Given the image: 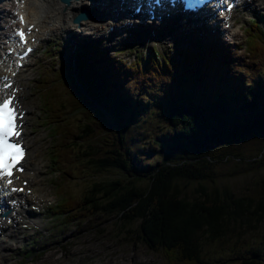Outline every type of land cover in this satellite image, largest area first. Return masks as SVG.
<instances>
[{"label": "trees", "instance_id": "trees-1", "mask_svg": "<svg viewBox=\"0 0 264 264\" xmlns=\"http://www.w3.org/2000/svg\"><path fill=\"white\" fill-rule=\"evenodd\" d=\"M251 32H248L247 49L255 52L257 42L264 43V30L260 34ZM185 56L186 59L179 61L156 52L142 64V69L137 67L138 72L145 73L140 80L146 84L150 76L171 83L164 87L165 94L139 89L143 90L142 96L148 104L136 102L140 110L130 111L138 113L140 119L129 118L128 125L118 129L108 125L96 108L95 101L100 100V95L90 100L82 96L74 81V88L65 84L64 98H57L61 117L78 116L83 120L89 119L87 113L92 114L96 143L94 151L87 156L85 133L81 128L76 133V129L65 125L70 146L64 147L69 155L67 173H71L74 164L83 166L89 157L92 160L87 164L97 176L119 178L94 182L82 200L64 198L52 213L59 215L61 224L76 219L83 221L79 215L83 212L93 218L114 219L111 226L117 231L116 238L126 240L131 235L134 244L146 246L155 255L162 253L165 264H225L226 261L261 264L264 238L256 243L251 260L243 255L247 248L243 238L258 232L257 224H264V203L248 194L234 192L223 176L226 173L217 166L234 168V163L242 159L240 154L245 155L242 146L246 143L261 142L262 146L258 152L249 154L250 164L259 163L264 157V139L257 138L258 128L264 127V120H260L264 118V77L256 80L255 75L250 79L241 72L237 75L233 69L241 67L236 62L229 71V62L221 65L218 62L221 56L212 53L205 55L203 64H199L197 54L185 53ZM226 56L229 59L231 54ZM131 69L135 71L136 67ZM228 72L233 77H224ZM175 82L179 88L172 87ZM233 120H238V125L231 131L229 123ZM164 124L170 129L167 133L162 131ZM132 125L137 126L131 128ZM139 128L161 134L156 144L162 149V160L153 166L140 165L127 147L124 132L128 129L133 133ZM109 134L113 138L108 145ZM75 147L78 154H73ZM75 171L86 177L93 175L90 171ZM236 171L229 176L242 174ZM259 190L260 187L255 193Z\"/></svg>", "mask_w": 264, "mask_h": 264}, {"label": "rangeland", "instance_id": "rangeland-1", "mask_svg": "<svg viewBox=\"0 0 264 264\" xmlns=\"http://www.w3.org/2000/svg\"><path fill=\"white\" fill-rule=\"evenodd\" d=\"M8 9L11 10L12 13L15 8L12 9L11 7H9ZM260 14L264 15V0H249L245 6L241 7L237 11L236 16L232 17L231 22L234 23L233 27L228 31H224L221 36L217 35L216 38L219 40L222 39V43H219L215 38L214 42L205 44L209 49L215 47L217 50H219L220 54L226 53V51L230 52L232 54V60L228 65L232 66L235 62H238L240 65L238 63L237 65L239 66V68L241 67L238 70L233 69V71H236L237 75L240 74L238 72H241V74L248 79H250L252 75H255L256 80L264 77V43L258 41L255 52L250 51L249 48L247 49L246 39L249 37V35L248 33L244 32V29L245 27L252 28L250 19L254 18L255 21H260ZM5 17L7 18L8 16L5 15ZM235 17L236 19L238 18L237 22L234 21ZM49 22L50 21H47V23ZM106 22L109 24L106 29L113 24L108 21ZM259 26L261 28H264L263 24H259ZM59 27L60 26L54 25L52 29H46L49 32L46 39H52L53 42H49L48 40L45 41L40 45V51H42L43 47L50 48L52 46H55V50H51L49 54H39V57L45 63L51 64L54 68H59V70H61V67L64 63H67L69 67L71 66V74L69 76L71 78H74V73H76V71L74 70L73 66L77 63L70 59L68 56L69 54H71V58L73 57V54L71 52L72 49H60L62 45L61 37L65 36V33L59 31V29H57ZM95 27L96 26L91 27L90 25L87 30H93L94 32H97V34H102L109 33L111 29H101V32L98 33L97 28ZM218 27L220 29L224 28V24L220 23ZM7 28L8 27H6V29ZM44 28H46V24H44ZM253 30L255 32L258 31L256 27H253L252 31ZM72 31L79 32L75 27H72ZM81 31L85 30L81 29L80 32ZM182 36L183 34H175L170 39L164 38L162 40L158 38L156 41L150 40L149 37L148 41L134 42L129 46L123 44L119 48L115 47L118 49V52L121 53L120 55H117V59L126 62L129 65L136 60V55H140L146 58L147 54L151 52V50L155 47L160 52L164 53L166 57H168V55H174L178 59H180L179 55L181 53V49H183V46L184 49L188 51L196 52L200 55V57H203L208 51L207 49L202 48L199 50L198 48H196L195 41H188L184 42L183 45L177 44V46H175V40L178 38L181 39ZM129 41L131 42V39ZM106 44L108 43L106 42L105 45ZM52 61H56V64L53 65ZM227 62L229 61L227 60ZM203 63L204 62L202 58H200L199 64ZM224 64V62L221 63V65ZM230 68L231 67H229V71H231ZM224 77L230 78L233 77V74L228 72ZM53 86L56 85L53 82H49L39 90L38 87L31 85L30 89L31 93H33L31 94L29 101L35 115L28 119L27 136L30 137V140L36 138L37 142L42 136H45L48 140L47 146L49 148L55 149V152H57V150L60 148V145H58L57 143L61 140L59 136H54V134L52 133V130L56 128L47 126L48 122L43 121V118H39L36 115L37 108L40 107L41 102L43 109V96L48 90L57 91L56 96L58 99L64 98L66 91H64L65 89H61L60 92V88L62 85L56 86L58 90H55ZM179 86V83L175 82L172 87L179 88ZM163 93L165 94V91H163ZM39 94H41L42 99ZM43 113H45L44 110ZM100 113L107 124L111 125V127L114 129L122 128L125 127V125H128L130 113L127 109H123V112L118 111V113H115V111L113 110L105 112V114H103L102 112ZM87 114L89 116V119L88 117H85L86 119L83 120H79L78 116H64V119L61 120L60 118H58V124H72L76 129V133L79 128L82 129L83 133H85L86 136V153L87 156H89L92 151H94L96 143L93 139V128H95V126H93L92 121H94V118L92 117V114ZM133 116H139V114L135 113L131 115V118ZM250 120L253 121V119ZM260 120H264V118H260ZM39 123H43V126L39 125ZM236 125H238V120H233L232 123H229V130L233 131V127H235ZM262 125L264 126V123H262ZM135 126L137 125H132L131 128ZM258 129H255V131H259L257 135H260L257 138L264 139V127ZM162 131L164 133H167L170 131V129H167L166 124H164ZM124 133L127 138V147L132 157L136 161H139L140 165L153 166L156 162L162 160V157H160L163 153H161L162 149L156 144V142L158 141V136L161 135L159 132H153L149 129L141 130V128H139L135 130L134 135L140 137L141 140L133 139V133L128 129ZM143 133L145 134V136ZM76 136L79 137V135L77 134ZM112 138L113 136L109 134L107 138V140H110L108 142V145L112 141ZM65 142L67 144L65 148L70 147L67 140H65ZM260 145L261 142L252 145H248V143L244 144L242 146V149L245 151V155L243 156L242 154H240L242 151L239 152L242 159L239 162L234 163V168H223L220 167V165L217 166V168L220 172L226 173L223 176L228 179L227 184L234 192L242 195L248 194L255 200H261L264 203V167L262 165L264 164V157L262 159L260 158L261 160H259V163L256 164H250V162H248V160H250L251 158V153H254L256 151L258 152L262 147ZM254 146H256V148L252 149ZM75 148V152L74 150H72L73 154H78V149L77 147ZM151 148L155 152H150V154H148L146 151ZM53 159H55V156H52V158H50V160L46 164V167H49L54 163ZM90 160L92 159L87 157L83 166H81L80 163L75 164L77 168H72L71 173H68V176H65L60 181L59 186L55 182L54 178H50L51 181L49 182V184H47V187H45L46 189L48 188L47 190L49 191V197L47 198V200L38 202L39 200H41L43 192L39 193L41 196L38 199L35 200L31 198L34 202L37 203L39 211H36L37 213L34 214L32 207H28V213L24 215L20 220L24 221V223L20 227L16 226L14 233L12 234L16 242L13 244V246H9L8 248H6L5 252L2 253L3 256L0 257V264H165L163 262L164 258L161 256L162 253L160 255H155L150 252L146 248V246L142 244H134V242L136 243V241L133 242L131 235H128L126 240L116 238L117 231L115 232L114 227L111 226V222H113L114 219H105V217L103 216L93 218L95 216L90 217L85 212H83L79 215L83 218L84 222L80 219H76L73 221L69 220L66 225L60 226V224L55 220V217L52 216V214L50 216L48 215L50 214L48 207L55 205L61 198L71 197L72 199H75L77 201L82 200L83 195L89 191V186H92L94 182L107 181L108 179L112 178H119V176L115 175H109L108 177L106 175L97 176L92 167L87 164ZM76 169H78V171H90L93 173V175H90L89 177H86V174L77 175L75 174L77 173L75 171ZM235 169L237 170V174H242L231 178L229 175L233 174V170ZM258 169L261 171L260 173H256ZM57 175H60V173L57 172ZM37 179L40 182L39 188L41 189V176L38 175ZM259 187V193H255L256 189H259ZM6 222L10 224V221L8 220ZM96 227L98 228L96 229ZM255 228L258 229V232L251 235H246L243 238V243L247 245V248L244 250L243 255L246 258L248 256V260H251L252 255H254V251L256 250V243L260 242V240L264 238V224L259 223ZM134 230L135 227L133 228V231ZM43 235H45L46 237L39 240V238H41ZM31 242L33 243V245H35L36 243L37 245L33 250H31L32 252H35L34 255L29 257V255L24 253L23 250L26 245ZM37 253L39 254L37 255ZM26 257H28V259L24 260V258ZM225 264H239V262L226 261ZM261 264H264V260L261 261Z\"/></svg>", "mask_w": 264, "mask_h": 264}, {"label": "bare ground", "instance_id": "bare-ground-1", "mask_svg": "<svg viewBox=\"0 0 264 264\" xmlns=\"http://www.w3.org/2000/svg\"><path fill=\"white\" fill-rule=\"evenodd\" d=\"M101 1H103V0H93V1H90V0H73L71 6L64 7L62 4H60L59 0H39L38 3H36L34 0H29L28 5H27V9L31 13L32 20L34 22H37L40 26H42L44 23V21H43L44 16L46 18H49L50 21H53L55 23V26H60L58 28L59 31H62L63 33H65V36L61 37L62 45H61L60 49H62V50L65 48L66 49H68V48L72 49L71 52L73 54V57L71 58V54H69L68 56L70 59H72L74 62L77 63L78 77H80V78L85 77V78L89 79V73L87 70V69H89V67H87L88 63H101L103 65V68H105L104 69L105 74H106L105 76H107L109 81H115L117 79V76L113 73V71L118 70V69L115 67L114 62L109 60L106 56H105V61L96 59L97 57H99L100 52L106 53L108 46L106 47V45H104V43L99 41V46L97 47V49H94L92 47V45H90V46L87 45L89 43V40L92 38V36L87 37L85 40H83L80 37V35H78L77 33L72 31V25H71L72 20L74 19L75 15L79 11H81V9H85V8H88L90 10V12L93 13L94 18H93V21L83 23L84 28H88L90 25H91V27L96 25L98 33L101 32V29L102 30L108 29V28L106 29V27L109 25L106 22V21H108V20H106V17H110V15H112L114 12H117V11H114L112 8L107 6L105 9H103L105 12H107V14L100 15V10L97 7H98V3ZM112 2L115 4L117 10L122 11V9H119L117 0H112ZM4 16H5V14H4ZM188 18L194 22L193 25L196 27H198L199 24H201L206 19V17L201 15V13L198 14V17H194V16L189 15ZM109 22L113 23L112 21H109ZM136 23H137V21H136ZM187 23H189V22H187ZM117 24L122 25V23L119 21L117 22ZM203 25L200 27V29L196 28L192 25L187 26V29L191 30V31L198 32L199 30H202V31H199L197 33V35L194 34L193 32H189L190 38L188 41H195V38L197 37V38H199V40L201 42H214L215 36L217 37V35H220V36L222 35L223 30L219 29L218 27H214L212 30L207 32V30L205 29V26H203ZM120 32L121 31L118 28H115L113 30V32H110L109 34L102 33L98 36V38H99V40L104 38L103 40L107 41L108 43H112V41H117L116 45L121 46L124 38L121 39V38L117 37V35ZM165 32L166 33H165L164 37L166 39L172 38L171 35H173V33H174L173 30H171V31L165 30ZM133 36H135V33H133ZM0 40H1V38H0ZM132 41H136V39L133 38ZM50 42H53V40L50 39ZM221 43H222V41H221ZM181 45H183V44H181ZM185 53L196 54V53H193L191 51H186L184 49V46H183V49H181V53L179 55L180 58H183V57L186 58ZM168 57L172 60H175L174 55H168ZM142 68H143V66H142ZM125 74L126 73L124 72L122 75H119L118 78L122 81H129V80H132V78L138 77L137 74L135 76H132V75L126 76ZM140 74L143 75L145 73L143 71H141ZM145 76L147 78V75H145ZM171 77L174 79V75H171ZM104 78H103L102 84H101L102 88L100 87L101 91L103 90V88H105L104 87V81H105ZM139 88L143 89L141 86H139ZM126 109L128 110V108H126ZM121 111L123 112V109ZM44 140L47 144L48 140L46 138ZM36 143L37 142H35V141H30V146H31L33 152L28 157V159L25 161L27 166H30V165L36 166V168H34V170H29V173H28V179L30 180L31 183L34 182L33 174L35 172H33V171H37L38 175H40L43 172H46V174H49V171H47V170L45 171L44 169H45V160L48 156L50 148L44 144H42L40 147L37 148ZM53 153H55V149H52L50 155H52ZM35 154H38V157H39L38 161L35 160V157H37V155H35ZM50 173H51L50 178H54L55 182L59 186L60 181L62 180V177L54 175V173L51 171H50ZM50 181L51 180L48 179L46 182H43L42 185L47 187V184H49ZM43 197H45V196H43ZM19 200L20 201H23V200L29 201V197L24 196V197H21ZM7 201H9L8 198H7ZM27 210H28V207L23 208L22 204H19L18 207H16V208H12L11 213L9 214V218H13L14 220H16L15 227L19 224V221L22 219V217L28 213ZM33 212H34V214L37 213V212H35L34 209H33ZM1 218H0V221L2 220ZM13 229H14V227L11 226L10 224L8 225L6 222H3L0 224V236L7 235V240H2V239L0 240V257H1V254L3 252H5L6 248L9 247L8 245H6L7 242H10V241H12L14 243L16 242V240L13 239V236H12Z\"/></svg>", "mask_w": 264, "mask_h": 264}, {"label": "snow or ice", "instance_id": "snow-or-ice-1", "mask_svg": "<svg viewBox=\"0 0 264 264\" xmlns=\"http://www.w3.org/2000/svg\"><path fill=\"white\" fill-rule=\"evenodd\" d=\"M205 0H186L188 9H195L198 5L204 4ZM161 0H154V4L159 6ZM232 4H228V10L231 11ZM140 11V9H137ZM23 22V17H20ZM21 42L27 43L24 31L18 33ZM32 49L28 48L27 52ZM11 89V91H9ZM18 89L13 88L12 82L7 77L0 82V182H6L12 186L14 171H23L21 161L25 156V150L22 146L20 137L23 131V113L18 111L19 101L16 100ZM11 191H22L15 187Z\"/></svg>", "mask_w": 264, "mask_h": 264}, {"label": "water", "instance_id": "water-1", "mask_svg": "<svg viewBox=\"0 0 264 264\" xmlns=\"http://www.w3.org/2000/svg\"><path fill=\"white\" fill-rule=\"evenodd\" d=\"M62 3L66 4L67 6H70L73 0H60ZM80 20H88L89 19V15H87L86 13H82L79 16Z\"/></svg>", "mask_w": 264, "mask_h": 264}]
</instances>
